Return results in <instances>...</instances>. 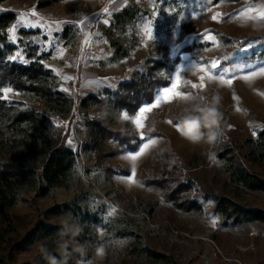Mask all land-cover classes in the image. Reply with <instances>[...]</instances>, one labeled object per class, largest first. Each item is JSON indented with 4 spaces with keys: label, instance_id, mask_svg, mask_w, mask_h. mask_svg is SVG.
<instances>
[{
    "label": "rangeland",
    "instance_id": "374dc122",
    "mask_svg": "<svg viewBox=\"0 0 264 264\" xmlns=\"http://www.w3.org/2000/svg\"><path fill=\"white\" fill-rule=\"evenodd\" d=\"M127 6H139L141 11L129 24L114 29L112 37L128 53L118 62L102 64L114 53L105 29ZM1 12L17 15L6 30L8 40L19 45L12 60L27 63L20 40L28 38L20 30L37 31L31 41L41 51L51 52L46 64L59 77L57 87L74 100L68 114L51 118L52 140L54 145L74 151H81L86 140V118L77 110L81 97L104 88L117 89L149 58L175 56L194 41L212 42L201 53L207 61L183 53L184 62L174 73L171 86L161 88L136 116L112 114L117 125L130 120V131L145 136L136 151L108 160L121 173L109 177L96 169L97 152L87 159L82 155L69 188H56L45 196L35 190L22 194L23 200L8 210L16 226L10 237L21 238L39 217H45L53 223L89 229L90 235L83 241L63 239V244L81 253L70 264H264V226L225 222L215 210L221 195L264 209V192L244 191L230 184L226 166L217 156L228 143L245 156L251 151L245 141L256 138L264 128V58L258 57L264 56V6L260 0H64L48 7H39L37 0H0ZM66 27L71 30L70 39L62 36ZM224 38L231 43L225 44ZM252 56L256 59L251 60ZM213 97L218 98L219 134L203 154V139L199 143L186 139L181 123H173L170 114L187 107L194 98L199 99V113ZM3 98L23 108L42 107L37 100L10 89ZM98 115V111L90 112L91 118ZM150 119L157 122L148 128ZM188 126L184 124L185 129ZM167 145L180 156L184 175L192 182L189 197L203 203L202 212L178 209L160 190L144 185V166L154 152ZM250 158L244 160L248 169L264 178V159L254 162ZM135 196L158 201L155 212L149 215L140 209L142 200ZM69 202L74 209L55 208ZM88 212L99 222L87 221ZM132 233L142 235L146 246L167 254L172 261L129 255L127 249L135 240ZM101 249L103 255H99ZM36 252L33 245L16 253L15 262L3 264H21Z\"/></svg>",
    "mask_w": 264,
    "mask_h": 264
},
{
    "label": "trees",
    "instance_id": "16d2710c",
    "mask_svg": "<svg viewBox=\"0 0 264 264\" xmlns=\"http://www.w3.org/2000/svg\"><path fill=\"white\" fill-rule=\"evenodd\" d=\"M62 1L64 0H37L39 7H48ZM217 1L214 0L215 3ZM140 11L139 6H127L114 15L113 23L105 29L111 39L114 53L102 64L118 62L127 55V50L112 37L114 29L129 24L137 18ZM16 19L14 12L0 13V244H4L0 245V264L6 261L15 262L16 253L33 245L37 247L36 254L21 264H49L51 256L57 257L63 264H70L71 258L81 257V253L63 244V239L83 241L90 235L88 228L76 229L39 217L24 236L14 239L9 234L16 230V226L8 210L23 200L22 194L26 191L35 190L38 195L45 196L53 189L69 188L82 162V155L87 159L91 153L97 152L96 169L104 171L109 177L121 173L111 166L108 160L122 153L136 151L145 136L130 131V120L117 125L112 114L125 113L130 118L136 116L145 103L153 102L161 88L171 86L174 73L184 62L183 53L188 52L196 59L207 61L208 58H203L201 53L211 47L212 42L194 41L183 47L175 56L164 54L160 58H149L141 69L135 71L129 80L121 82L117 89L104 88L99 93L90 92L81 97L77 110L86 118V140L81 151H74L64 145H54L50 126L52 117L66 115L71 111L74 100L67 92L57 87L59 77L46 64L51 59V52L41 51L40 46L31 41L30 37L37 31L20 30V33L28 38L20 40L27 63L12 60L19 45L8 40L6 30ZM70 32L66 27L62 36L70 39ZM223 42L229 44L231 40L224 38ZM258 57L264 58L263 55ZM250 59L255 60L256 56ZM8 89L37 100L42 106L41 109L23 108L20 103L4 99ZM199 105V99L194 98L187 107L172 112L170 119L176 124L182 120L187 124L185 117L199 115L196 111ZM92 111H98L99 115L91 118ZM156 122L155 119H150L148 128ZM148 128L144 132L145 135ZM202 131L206 133V129ZM211 141L203 139V154ZM245 143L249 144L251 149L245 156L240 155L233 143L225 144L217 156L226 166L230 184L244 191L264 192V178L250 171L244 162L250 157L254 162L263 161L264 128L258 132L256 138H249ZM143 173L144 185L160 190L164 199L178 209L196 213L203 211V203L189 197L192 182L184 175L182 160L170 145L151 155ZM134 199L142 200L139 208L149 215L158 207L156 200L148 202L139 196ZM55 208L74 209L70 202L58 204ZM215 210L225 222L256 223L264 226V209L242 204L235 197L218 196ZM90 213L86 214L85 219L90 223L93 220L99 222V218ZM131 235L135 240L127 249L129 255L172 261L167 254L146 246L142 235Z\"/></svg>",
    "mask_w": 264,
    "mask_h": 264
},
{
    "label": "clouds",
    "instance_id": "9594fccd",
    "mask_svg": "<svg viewBox=\"0 0 264 264\" xmlns=\"http://www.w3.org/2000/svg\"><path fill=\"white\" fill-rule=\"evenodd\" d=\"M264 6V0H260ZM247 23V21H245ZM189 126L184 128V120L181 121V134L192 143H199L202 139L215 140L218 136L220 125V112L218 108V98L213 97L203 108L199 110V115L185 117ZM206 129V133L202 131ZM99 255H103V250H99ZM49 264H63V261L55 256L49 258Z\"/></svg>",
    "mask_w": 264,
    "mask_h": 264
},
{
    "label": "snow or ice",
    "instance_id": "6c2138e0",
    "mask_svg": "<svg viewBox=\"0 0 264 264\" xmlns=\"http://www.w3.org/2000/svg\"><path fill=\"white\" fill-rule=\"evenodd\" d=\"M34 14V13H33ZM214 19H215V17H214ZM213 67H215V65H213ZM229 83H231V81H229ZM193 87H195V85H193ZM171 93H166V95H170ZM157 104H159V100L157 101ZM149 109H141V111L142 112H146V111H148ZM125 118H127V117H125ZM133 159H135V157H133Z\"/></svg>",
    "mask_w": 264,
    "mask_h": 264
}]
</instances>
